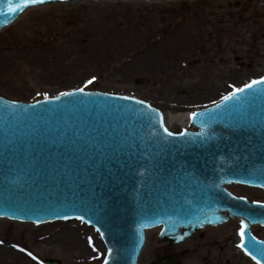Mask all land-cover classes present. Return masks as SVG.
<instances>
[{
  "label": "water",
  "instance_id": "95a60500",
  "mask_svg": "<svg viewBox=\"0 0 264 264\" xmlns=\"http://www.w3.org/2000/svg\"><path fill=\"white\" fill-rule=\"evenodd\" d=\"M71 1L84 0L26 9ZM18 2L0 0V30L22 14L9 11ZM76 90L33 102L0 96V218L86 224L106 250L100 264H137L147 230L159 228L156 241L175 246L233 218L246 223L245 246L264 264V238L250 230L264 228V207L227 190L264 192V84L195 111L173 136L149 102ZM186 252L150 264H173Z\"/></svg>",
  "mask_w": 264,
  "mask_h": 264
},
{
  "label": "rangeland",
  "instance_id": "374dc122",
  "mask_svg": "<svg viewBox=\"0 0 264 264\" xmlns=\"http://www.w3.org/2000/svg\"><path fill=\"white\" fill-rule=\"evenodd\" d=\"M151 55L156 61L144 63ZM263 74L264 0L63 3L32 8L0 31V96L9 101L83 88L148 101L167 121ZM229 189L264 203L259 190ZM238 228V220L206 228L174 249L188 250L175 264H245ZM252 229L264 238L263 228ZM157 233L146 232L137 264L166 253ZM97 238L75 221L36 226L0 219V264H100L105 251Z\"/></svg>",
  "mask_w": 264,
  "mask_h": 264
},
{
  "label": "snow or ice",
  "instance_id": "6c2138e0",
  "mask_svg": "<svg viewBox=\"0 0 264 264\" xmlns=\"http://www.w3.org/2000/svg\"><path fill=\"white\" fill-rule=\"evenodd\" d=\"M43 3H45V0H19V2L16 3L14 7H12V6L9 7V11L10 12H17V11L22 12L29 6L43 4ZM93 80H95V77H93V79L89 80L87 83L91 84L93 82ZM261 84H264V77H260L259 79H254L250 83L244 84L243 87H238V88L234 87L233 91L229 92L226 96H223L222 99L224 101H228V100H231L233 98L238 99L239 98L237 96L238 93H243L246 89H252L255 86L261 85ZM76 91L83 93L84 89L83 88H79ZM61 95L71 96V95H74V93L73 92H65V93H61ZM123 99H134V98L133 97H123ZM137 103L143 104L144 101H142V100L141 101H137ZM149 107L151 108V105H149ZM196 115H197V113H195V112L191 113V116L193 118H195ZM160 124H161V126H163V124H164V118H163L162 115L160 117ZM164 131L167 133L168 136H173L174 135V133L168 131L167 128H164ZM185 134L186 133H181V135H185ZM238 199L244 200L245 197H238ZM254 203L260 204L261 207H264V203H262V202L256 201ZM61 218L65 219V220L70 219V217H68V216H63ZM76 219H80V220L83 221L84 218L83 217H76ZM246 229H247L246 223L243 220H241L240 221V227L238 229V235H239V238H240V243L237 244L236 247L242 249L243 252L246 255L251 256L252 260H256L257 264H260V261L257 260L256 256L252 255V253L249 252L247 247L245 246ZM97 231H99V229H97ZM253 239H255V237H253ZM89 242H91V238H89ZM0 243H3V241H0ZM261 243H264V241H261ZM20 251L23 252V251H25V249L21 248ZM111 252H112V249H108L109 256L111 255ZM27 254L29 256H33V254L31 252H28ZM33 259H35L34 256H33ZM104 264H108V260L107 259H105Z\"/></svg>",
  "mask_w": 264,
  "mask_h": 264
},
{
  "label": "bare ground",
  "instance_id": "6f19581e",
  "mask_svg": "<svg viewBox=\"0 0 264 264\" xmlns=\"http://www.w3.org/2000/svg\"><path fill=\"white\" fill-rule=\"evenodd\" d=\"M75 3V2H74ZM28 11H30V9L29 10H26L25 12H23L22 13V15L24 14V13H27ZM21 15V16H22ZM20 16V17H21ZM171 43V42H170ZM140 61H142V59H140ZM156 61V59H155V56L154 55H151V56H146L145 58H144V60H143V62L144 63H146V64H152L153 62H155ZM189 116H190V113L188 112V113H186V114H176V116L175 115H169L168 116V119H167V121H165V126L167 127V126H169V125H171V124H176V126H178V129L180 130L181 128H185L186 127V125H187V123H188V120H189ZM72 222H74V221H72ZM78 225H80L79 223H78ZM90 229V228H89ZM91 231H93L92 229H90ZM97 240H98V243L100 244L101 242H100V239L99 238H97ZM100 246H101V244H100ZM102 247V246H101ZM104 249V248H103ZM102 249V251H104ZM4 250H6L5 248H4ZM245 259L244 260H242L245 264H254L252 261H250L249 260V258H246V257H244Z\"/></svg>",
  "mask_w": 264,
  "mask_h": 264
},
{
  "label": "flooded vegetation",
  "instance_id": "af4514ba",
  "mask_svg": "<svg viewBox=\"0 0 264 264\" xmlns=\"http://www.w3.org/2000/svg\"><path fill=\"white\" fill-rule=\"evenodd\" d=\"M163 247V249H164V251H166V253H170V252H173V251H176V250H174V249H176V248H167V247H165V246H162ZM179 250V249H178Z\"/></svg>",
  "mask_w": 264,
  "mask_h": 264
}]
</instances>
